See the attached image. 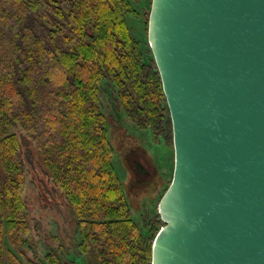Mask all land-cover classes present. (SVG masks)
I'll return each mask as SVG.
<instances>
[{
	"label": "trees",
	"instance_id": "1",
	"mask_svg": "<svg viewBox=\"0 0 264 264\" xmlns=\"http://www.w3.org/2000/svg\"><path fill=\"white\" fill-rule=\"evenodd\" d=\"M150 5L0 0V264H72L55 236L53 246L45 242L42 258L24 252L31 225L23 149L30 145L75 215L76 254L87 264H151L173 143L147 42ZM130 122L162 142L171 161L156 200L136 207L112 137L119 127L134 139L124 127Z\"/></svg>",
	"mask_w": 264,
	"mask_h": 264
},
{
	"label": "water",
	"instance_id": "2",
	"mask_svg": "<svg viewBox=\"0 0 264 264\" xmlns=\"http://www.w3.org/2000/svg\"><path fill=\"white\" fill-rule=\"evenodd\" d=\"M172 129L151 264H264V0H151Z\"/></svg>",
	"mask_w": 264,
	"mask_h": 264
},
{
	"label": "rangeland",
	"instance_id": "3",
	"mask_svg": "<svg viewBox=\"0 0 264 264\" xmlns=\"http://www.w3.org/2000/svg\"><path fill=\"white\" fill-rule=\"evenodd\" d=\"M143 13L145 14V10ZM124 127L134 139L127 136L126 132L119 127L112 130V137L119 158L127 170L125 177L127 178L129 199L136 207L143 200L150 198L156 200L168 182L169 174L167 173L171 161L167 157L168 149L162 142H156L149 131H139L131 122L124 123ZM139 135H142L140 139ZM23 155L27 160L25 161L27 174L26 216L31 225L29 246L24 252L27 256L36 258L35 260L42 258L45 253V242L53 246V237L55 236L62 246L67 261L72 264H87L83 255L75 253L78 236L73 211L44 174L43 166L36 156L33 146L30 145L26 150L23 149ZM115 164L116 168L122 172L119 162H117V154ZM158 171L164 174L160 175Z\"/></svg>",
	"mask_w": 264,
	"mask_h": 264
}]
</instances>
